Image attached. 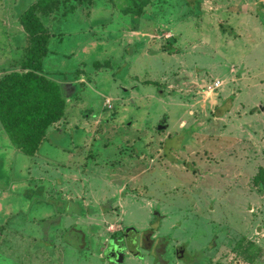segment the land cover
<instances>
[{"label": "rangeland", "instance_id": "rangeland-1", "mask_svg": "<svg viewBox=\"0 0 264 264\" xmlns=\"http://www.w3.org/2000/svg\"><path fill=\"white\" fill-rule=\"evenodd\" d=\"M128 5L50 22L43 72L80 103L38 156L0 122V264H160L136 232L186 249L170 264H264V0H151L140 18ZM23 6L0 0V77L20 70ZM113 239L124 262L104 252Z\"/></svg>", "mask_w": 264, "mask_h": 264}, {"label": "trees", "instance_id": "trees-1", "mask_svg": "<svg viewBox=\"0 0 264 264\" xmlns=\"http://www.w3.org/2000/svg\"><path fill=\"white\" fill-rule=\"evenodd\" d=\"M96 1L65 0L60 3V0H29L27 4L28 1L24 2L21 13L16 12L25 34L26 46L20 70L4 74L0 79V122L12 145L25 155L38 154L47 139L50 126L64 117L66 99L75 96H69L65 86L63 88L43 72V62L51 52L52 33L49 24L58 20V17L66 19L77 8L90 9ZM20 3L24 4L23 0ZM150 3L151 0H127L129 5L121 11L125 15L140 18ZM174 42L175 38L167 42L166 51L173 52ZM108 65V62L106 65L96 62L94 69L99 70ZM81 74V70H76L70 82ZM72 88L77 93L78 87L72 85ZM254 184L264 187L263 168L254 178ZM207 259L204 258L199 264H207Z\"/></svg>", "mask_w": 264, "mask_h": 264}, {"label": "flooded vegetation", "instance_id": "flooded-vegetation-1", "mask_svg": "<svg viewBox=\"0 0 264 264\" xmlns=\"http://www.w3.org/2000/svg\"><path fill=\"white\" fill-rule=\"evenodd\" d=\"M75 233H76L75 237L77 238V241L79 240L80 244H82V243L86 244L87 235L83 231H80V230L75 231ZM136 235H140L139 238H136L137 241L135 242L137 245V249H140V247L145 249L146 251L149 252V254H152L154 261L157 260L160 264H170V259L173 258L174 256H176V258H179V259H183L186 257V254H185L186 249L182 248V247H180L179 249H176L175 252L171 253L170 248H169L170 244H169V241H167V240L163 241L162 238H154L153 235L151 236V238H149V239L146 238L144 240V238L142 239V236L140 233L136 232ZM120 240H123L125 242V240H126L125 232H124L123 237ZM120 240L113 239L104 248V252H107L109 250L112 251V254H113L112 259H114V260H116L119 257V255H121V254H126V255L128 254V252L124 251L123 249L117 251V249H115V247L113 246V244L116 243V245H118V246L123 245V246H127L125 248L129 247L127 244L125 245L124 242L120 244L119 243ZM129 249H130V247H129ZM133 254L135 256L139 257V250L137 252L135 250ZM140 257H142L141 254H140Z\"/></svg>", "mask_w": 264, "mask_h": 264}, {"label": "crops", "instance_id": "crops-1", "mask_svg": "<svg viewBox=\"0 0 264 264\" xmlns=\"http://www.w3.org/2000/svg\"><path fill=\"white\" fill-rule=\"evenodd\" d=\"M77 9H79V8H77ZM76 9V10H77ZM81 9V8H80ZM86 14V16H89L87 13H85ZM72 15V14H71ZM70 16V15H69ZM21 26V25H20ZM22 28V27H21ZM22 31H23V29H22ZM22 33V32H21ZM23 33H24V31H23ZM115 33V32H114ZM20 35H22V34H20ZM9 36H11V33L10 32H8V34H6V37L8 38V39H10V37ZM114 41H116V42H114V43H116V44H119V41L117 40V39H119V38H121V36L119 35V34H117L116 35V33L114 34ZM118 36H120L119 38H118ZM6 38V39H7ZM10 42V41H9ZM5 52V51H4ZM1 53V52H0ZM50 53H52V52H50ZM49 53V54H50ZM12 53H6L5 55L7 56V57H10V55H11ZM7 57H5V58H7ZM0 61H1V59H0ZM11 68H13V67H11ZM9 72H12V71H8V72H5L4 74H7V73H9ZM96 72H98V70L96 71ZM4 74H2V76L4 75ZM1 76V77H2ZM1 77H0V79H1ZM81 80H77L76 81V83L77 82H80ZM70 96V95H69ZM78 97H79V94H78ZM81 97V96H80ZM72 98H75V96L74 97H70V98H68V99H66V102H67V106H66V111H65V114H64V117L59 121V122H57V123H55L54 125H52V126H50V128L48 129V131H47V137L49 136H51V134H54V133H62V128H61V126L60 125H63L64 127H65V125H67L68 126V122H69V120H72V118L74 117V114H77V112H78V106H79V104L78 103H80V102H78L77 104H72L71 103V100L70 99H72ZM107 100H110V99H107ZM106 100V101H107ZM105 104H106V102H105ZM106 106V105H105ZM94 114V113H93ZM92 114V115H93ZM62 126V127H63ZM1 127H2V125H1ZM46 137V138H47ZM47 140V139H46ZM36 156H38V155H36ZM35 156V157H36ZM50 161V160H49ZM52 162H54V161H52ZM49 163V162H48ZM58 165H62V166H67V164L65 165L64 163L63 164H58Z\"/></svg>", "mask_w": 264, "mask_h": 264}, {"label": "water", "instance_id": "water-1", "mask_svg": "<svg viewBox=\"0 0 264 264\" xmlns=\"http://www.w3.org/2000/svg\"><path fill=\"white\" fill-rule=\"evenodd\" d=\"M159 128L161 130H166L167 129V126H165L163 123H161L160 126H159ZM130 230H132V229L131 228L128 229V231H130ZM152 235H153V233L152 232H149L147 238L148 239L151 238ZM121 255L120 256L123 258L122 262H124V257L126 256V254H121ZM118 264H120V263H118Z\"/></svg>", "mask_w": 264, "mask_h": 264}, {"label": "built area", "instance_id": "built-area-1", "mask_svg": "<svg viewBox=\"0 0 264 264\" xmlns=\"http://www.w3.org/2000/svg\"><path fill=\"white\" fill-rule=\"evenodd\" d=\"M222 83L218 80V81H215L214 84H213V89L216 90V89H219L221 87ZM106 106H108L109 108H111V101L110 100H107L106 101Z\"/></svg>", "mask_w": 264, "mask_h": 264}]
</instances>
